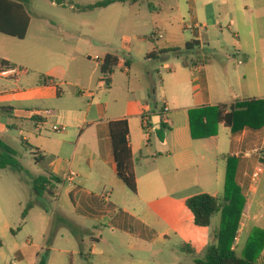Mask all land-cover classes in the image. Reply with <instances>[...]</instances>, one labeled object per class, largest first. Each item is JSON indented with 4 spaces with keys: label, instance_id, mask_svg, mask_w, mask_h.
Segmentation results:
<instances>
[{
    "label": "crops",
    "instance_id": "obj_1",
    "mask_svg": "<svg viewBox=\"0 0 264 264\" xmlns=\"http://www.w3.org/2000/svg\"><path fill=\"white\" fill-rule=\"evenodd\" d=\"M63 2L58 4L57 0H52L54 6L71 14L69 19L60 18L57 24H50L59 37L41 25L38 36L33 37L30 45L19 48L15 40L30 38L32 20L24 40L0 33V59L16 67L10 69L16 70L12 77L0 76V106L15 109L13 118L0 120L9 121L7 133L12 128L28 131L23 142L30 145L34 153L45 157L44 171L62 179L56 197L39 198L32 188L30 203H35V207L29 210L25 222H22V214L30 203L20 202L18 211L14 204H3L0 220L5 223L2 238L6 242L0 240V264H40L46 251L49 252L46 264H87L86 255L91 256L92 264H194L212 247V243L207 242L210 227L195 225L186 202L201 194L219 197L217 192L203 188L205 183L212 182L211 175L216 173L218 163L205 159V156L197 158L191 149L199 150L198 142L203 141H210L218 148L220 138L194 140L189 121H182L179 127L169 129L171 120L164 123L161 119L163 111L157 106L152 111L148 108V99L155 87L152 73L148 72L149 81L142 84V75L135 71L132 59L122 60L123 67L110 75L109 86L103 83L101 66L110 53L107 48L96 45V41L102 43V36L120 29L122 15L112 21L108 15L116 13L119 6L125 4L99 9L103 14L100 20L103 18L104 21L85 25L74 23V14L89 12L79 11L74 0ZM189 2L194 7L198 5V0ZM211 5L217 9L225 7L224 19L231 24L234 39L230 41L228 33L219 24H213V16H195L196 28L200 25L203 29L192 32L191 41L196 39L201 46L197 50L200 62L195 63L189 72L193 87L191 96L196 103L185 108L189 112L264 100V4L250 8L245 3L239 13L235 11L233 0H214ZM203 8L213 10L208 3H204ZM153 18L158 28L159 21L157 17ZM210 26L217 30L215 40L207 36ZM86 27L93 32L92 42L95 44L89 43L85 49L83 30ZM160 27L166 33L164 39L151 40L154 32L148 36L137 35L133 40L135 46L129 43L125 50L130 55L137 50L141 59L147 57L149 60L152 52L180 49L191 42L181 33L184 29L180 25L168 28L161 24ZM243 34L250 39L254 56L237 45L236 40L242 43ZM212 43L223 44V52L228 51L229 46L234 49L233 72L227 60L209 56L207 49ZM211 57L215 63L208 62ZM27 59L44 67L49 63L57 65L50 70L39 68V76L31 77V67L25 62ZM127 62H130L129 66ZM164 67L169 69L167 64ZM22 68L28 72H21ZM158 116L160 121L157 123ZM145 119L150 120L155 131L146 133ZM120 120H127L130 127L129 144L138 187L136 194L117 175L110 123ZM137 122L143 130L141 135L135 133ZM54 126L65 127L66 131L55 133ZM220 127L231 132L225 125L220 124ZM152 133L156 134L154 142ZM229 144V157L238 160L236 181L246 199L238 224L237 243L248 224L258 220L254 202L248 197L258 191L256 180L260 179L259 173L264 174V155L258 156L254 152L264 147V128L257 131L246 128L237 134L232 133ZM220 157L223 159L225 155ZM71 174H75L73 180L68 179ZM161 221L167 224L161 225ZM15 225H18L16 229ZM69 225L77 231L72 236L74 241L66 246L61 240H65L64 236L69 237L67 234L72 231ZM52 231L55 234L50 238ZM174 249H181L187 257L178 256L176 262L159 263V250ZM238 249L235 244L233 250L237 253ZM196 254L202 256L195 258Z\"/></svg>",
    "mask_w": 264,
    "mask_h": 264
},
{
    "label": "rangeland",
    "instance_id": "obj_2",
    "mask_svg": "<svg viewBox=\"0 0 264 264\" xmlns=\"http://www.w3.org/2000/svg\"><path fill=\"white\" fill-rule=\"evenodd\" d=\"M101 1L103 0H74V5L75 7H84ZM213 1L214 0H198V5H196V7H194V5L189 2V0H150L148 2L146 0H141L137 6H130L129 4L119 6L116 13H111L108 15V17L112 21L116 16L121 14L122 19L120 22V29L115 33L102 36V43H100L99 40L96 41V45L107 48L110 54L119 55L123 62L132 59L134 62L133 65L135 67V71L142 75V84L143 82L149 81V76L147 75L148 72L150 71L152 73L151 76L155 81V87L152 88L150 99H148L150 101L148 108L152 111L154 107L157 106L158 110L163 111L166 105H169L171 112L167 114V117L169 120H171L169 129L171 128L172 130L176 127H179V124L182 121H185V123L189 121L190 124V112L186 111L185 108L193 107L196 104L195 100L191 96L193 94V87L191 86L192 79L189 72L192 70L195 63L200 62L198 51L187 52L185 50L186 45H183L180 48L183 50L181 54L169 51L166 53L156 51L157 58H151L148 60L147 57H143L141 59V56L137 50L134 51L132 55H130L129 52L125 50V46L131 43L134 47L135 42L133 43V40L137 35L144 34L148 36L154 32V34L161 33L163 36H165L166 33L165 30L163 31L160 27L161 24L168 28H173L174 26L177 27L180 25L181 28L183 27L184 29V31H181V33H184L185 36L190 38L191 41L192 32L197 31L200 28L201 29L199 31H202L203 29V27H200V25L197 27L198 29L196 28V22L194 20L195 16L201 17L205 16L206 14L210 18L213 16V24H219L220 27H222L223 30L228 33V39L233 41V31H230L231 24H229L227 19H224V13H226L225 7L223 6L221 9H217L214 5H211ZM244 1H246L245 3H247L250 8L258 7L260 5L262 6L264 4L262 3V0H233L235 11H238L237 13H239L243 4H245L243 3ZM204 3H208L213 8V10L211 11V8H209L206 11L203 8ZM119 9H121V11H119ZM26 10L31 17L32 28L30 32V38L25 41L15 40L16 43H18L19 48L30 45V43L33 41V37L38 36L41 25L46 26L50 33L54 35L55 30L54 28H51L50 24H57L60 22V18H71V14L68 12V10L54 6L52 4V0H31V3L27 5ZM101 13L102 12H100V10H95L94 12L89 13L74 14V23L77 21L85 25H95L101 20L104 21L103 18L100 20V18L103 16ZM153 17H157V20L159 21L157 22L159 29L155 27V19ZM83 32L85 34L84 44L86 49L89 43H93V32L87 29V27L83 30ZM216 33V28L210 26L207 36L211 40H215V38H217ZM55 35L59 37L57 32ZM236 43L238 46L240 45V47H243L244 50H248V55L254 56L253 46L250 42V39L245 34H243L242 43H239L237 40ZM152 46L155 48L156 43L153 42ZM222 47L223 44L221 43H212L211 48L207 47V52L210 54L209 56L218 59H225L231 63L229 69L233 72L235 70V67L233 66V63L235 62L233 60L234 49L229 46V50L223 52ZM134 55L138 57L133 58ZM212 57L208 59V62L211 64L215 63L212 61L214 59ZM25 62L31 67V77L39 76L37 71L39 68L50 70L57 65L56 63H49L46 64V67H44L42 64L35 62L32 59H27ZM186 63L188 66L185 65ZM166 64L169 65V69L164 67ZM122 67L123 66L116 68L115 70L122 69ZM247 67L248 66L245 68ZM174 117L176 118L175 120L173 119ZM8 122L9 121L7 119L0 120V136L4 142H6L18 152L19 161L24 167V170L22 172H14L10 169L0 170V210L3 209V204L9 203V206L14 204V208L16 211H18L20 202L23 201L29 204L32 200V178L42 175L45 168L43 164L36 163L33 156L35 151H32L29 148L30 145H28L26 142H23V138L25 136L28 137V131H24L20 128H12L9 129V132L7 133L6 130ZM169 129L166 130L167 133L169 132ZM212 129L216 131V136L220 138L218 148L214 146V144H211L210 141H203L198 142V145L200 146L199 150L193 148L191 149V152H194L197 158H200V156H205V159H211L218 163V169H216V173L211 175L212 182L205 183L203 188L213 193L217 192V196L223 203L226 192L225 185L228 165L227 161L225 163V159H222L220 156L224 154L226 157H229L231 152V145L229 142L233 132L232 130L231 132L230 130H225V128L220 127V125L217 123L213 124ZM149 132L150 130L146 131V133ZM135 133L137 135H141L143 133L139 123L135 127ZM151 136L153 138L152 141L154 142L156 139V134L152 133ZM205 145L208 146L206 147ZM259 175L260 179L257 178L255 184L258 191L255 194L249 195L248 197L250 201L253 200L254 202L255 214L257 215L258 220L248 224L249 227L247 226L244 229V232L240 234L239 242L234 243V245L237 244L239 247L237 254L241 258H251L257 264H264V253H262V251L264 252V174L259 173ZM202 180L205 181V178H202ZM56 194H58V190L55 192V195ZM46 197L50 198L51 196ZM231 208V206L224 208L222 212L213 219L212 225L207 230L208 244L212 243V246H218L220 244L219 240L216 239V236H218L223 231L225 222H227L226 226H228V215L233 210ZM160 224H167V222L161 221ZM4 225V221L0 220V240H4V238H2V230ZM17 226L18 225H15L14 229H16ZM226 231H228V228H226ZM5 233L8 234L7 229H5ZM51 234H55V231H52ZM69 234H67L69 237L64 236L65 240H61L66 246L74 241L72 238L74 233L70 231ZM261 243H263V245ZM259 246L260 248L258 249ZM157 256L159 257V263H162L166 261L176 262L178 256H182V258L184 256L185 258L187 257V254L184 255L181 249H174L173 251L169 250L166 252L159 250ZM199 256L202 255H197L195 258H198Z\"/></svg>",
    "mask_w": 264,
    "mask_h": 264
},
{
    "label": "trees",
    "instance_id": "obj_3",
    "mask_svg": "<svg viewBox=\"0 0 264 264\" xmlns=\"http://www.w3.org/2000/svg\"><path fill=\"white\" fill-rule=\"evenodd\" d=\"M141 0H103L101 2L86 7H77L81 12H90L99 9L108 8L114 4H129L134 6ZM31 0H0V33L20 40L28 36L31 25V17L26 10ZM58 4H63L62 0H57ZM201 44L194 39L186 45L187 52H195ZM182 53V49H171L162 51ZM150 58H157V53L149 55ZM122 65V59L117 54H108L101 66V73L104 77L112 75L114 70ZM127 66L130 62L126 63ZM188 66V64H185ZM0 69L16 68L8 61L0 59ZM21 72L27 73V69H20ZM14 107L0 106V118H13ZM191 136L194 140H203L217 135L212 129L213 124H222L230 128L233 134L242 132L248 128L251 130H261L264 128V100H251L236 102L231 105H221L215 108H202L190 111ZM165 128V127H163ZM159 132L160 139H164ZM110 136L114 160L117 165L118 178L133 192H138L137 180L134 173L133 155L129 144L130 127L127 120L114 121L110 123ZM18 152L0 138V170L10 169L14 172H22L24 167L19 161ZM37 164H43L45 157L39 153H33ZM227 160V175L225 185L224 202L209 194H201L187 200L186 205L194 216L195 225L199 228H209L212 220L220 214L226 207L231 206L233 209L228 215L227 222L223 231L216 236L219 245L210 247L204 258H198L194 264H257L253 259H244L238 256L233 250L236 242L238 224L240 223L243 211L246 207V199L243 196L242 189L236 181L238 160L232 157H224ZM264 162V161H263ZM62 185V179L45 170L44 174L32 178V186L35 195L39 198L51 196L55 197V192ZM35 207V203H30L22 214V222H25L29 210ZM73 233L76 229L69 225ZM228 228V231H226ZM20 230V228H19ZM52 234L50 235L51 238ZM49 252L46 251L40 264H46ZM87 264H92L91 256L86 255Z\"/></svg>",
    "mask_w": 264,
    "mask_h": 264
},
{
    "label": "built area",
    "instance_id": "obj_4",
    "mask_svg": "<svg viewBox=\"0 0 264 264\" xmlns=\"http://www.w3.org/2000/svg\"><path fill=\"white\" fill-rule=\"evenodd\" d=\"M151 39L154 40V41H159V40L164 39V36L161 33H155L154 35H152ZM96 60L99 61V58H96ZM15 74H16V70H9V69H1L0 70V76H2V77H12ZM103 83L105 85L109 86V83H110V75L104 77ZM168 113H170V108H169L168 105H166L165 109L163 110V112L161 114V119L166 124L168 122V117H167V114ZM45 114H50V113L49 112H45ZM144 127L146 128L147 131L148 130L155 131L154 127L150 123V120L148 121V119H145V121H144ZM52 130L55 133H62V132H65L66 131V128L65 127H59V126H54ZM254 152L258 156H263L264 155V147L257 148ZM255 177H257V175ZM74 178H75V174H71L68 177L69 180H73Z\"/></svg>",
    "mask_w": 264,
    "mask_h": 264
},
{
    "label": "water",
    "instance_id": "obj_5",
    "mask_svg": "<svg viewBox=\"0 0 264 264\" xmlns=\"http://www.w3.org/2000/svg\"><path fill=\"white\" fill-rule=\"evenodd\" d=\"M157 121H160V116L157 117Z\"/></svg>",
    "mask_w": 264,
    "mask_h": 264
}]
</instances>
